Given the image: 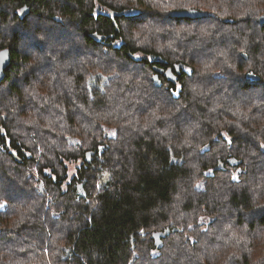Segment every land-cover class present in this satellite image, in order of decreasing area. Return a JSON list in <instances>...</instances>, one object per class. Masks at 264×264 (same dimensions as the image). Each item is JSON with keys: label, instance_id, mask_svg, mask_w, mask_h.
<instances>
[{"label": "trees", "instance_id": "1", "mask_svg": "<svg viewBox=\"0 0 264 264\" xmlns=\"http://www.w3.org/2000/svg\"><path fill=\"white\" fill-rule=\"evenodd\" d=\"M262 15L0 0V264H264Z\"/></svg>", "mask_w": 264, "mask_h": 264}, {"label": "water", "instance_id": "2", "mask_svg": "<svg viewBox=\"0 0 264 264\" xmlns=\"http://www.w3.org/2000/svg\"><path fill=\"white\" fill-rule=\"evenodd\" d=\"M171 16L174 17H189V18H198V17H206L209 15V12L207 11H201L197 9H188V10H175L170 12ZM260 23L264 24V15L260 17ZM11 61V51L9 48H4L0 50V82L5 77V70L7 66L10 64ZM172 70L169 69L167 72H171ZM167 73V74H168ZM155 78H158V75H155ZM170 229H167L164 232H157L154 234V237L156 239V243L158 247H162V240L161 237L166 235Z\"/></svg>", "mask_w": 264, "mask_h": 264}, {"label": "rangeland", "instance_id": "3", "mask_svg": "<svg viewBox=\"0 0 264 264\" xmlns=\"http://www.w3.org/2000/svg\"><path fill=\"white\" fill-rule=\"evenodd\" d=\"M102 10H104V11H107V9H102ZM235 15H237V13L235 14ZM202 18V17H201ZM259 19H260V17H259ZM260 21V20H259ZM138 35H141V32H138ZM35 48V47H34ZM38 51H40L39 53H47L48 52V50L46 49V48H44L43 50L42 49H40V50H38ZM140 56H142V54L140 55ZM200 66H199V70H200V68L202 69L201 70V72L199 73V74H201V76H208V72H209V69L208 70H206L207 68H205V69H203L205 66H203V64L202 63H200L199 64ZM99 68V67H98ZM114 69V71H117L115 68H112V70ZM203 70H205V71H203ZM96 70H93L92 71V73H94ZM205 73H207V74H205ZM211 74V73H210ZM92 75H97V72H95V74H92ZM92 77V76H91ZM59 80V79H58ZM200 81H202V80H195V83L197 84V82H200ZM54 83H56V80L54 81ZM202 86H204V85H202ZM197 91H198V89H197ZM33 117H34V115H33ZM108 131H109V133H111V134H114L113 133V131H114V129H107ZM72 141L74 142V141H76V139H72ZM66 163H67V165H68V167H69V174H70V176H72L75 172H76V167H77V165H80V162L78 161V163H76V162H73V161H69V162H67L66 161ZM101 180L102 181H104L105 180V177L103 176L102 178H101Z\"/></svg>", "mask_w": 264, "mask_h": 264}, {"label": "flooded vegetation", "instance_id": "4", "mask_svg": "<svg viewBox=\"0 0 264 264\" xmlns=\"http://www.w3.org/2000/svg\"><path fill=\"white\" fill-rule=\"evenodd\" d=\"M168 72L166 71L164 74L165 75H167V76H169L170 78H173L175 75H174V73L172 72H169L168 74H167Z\"/></svg>", "mask_w": 264, "mask_h": 264}, {"label": "snow or ice", "instance_id": "5", "mask_svg": "<svg viewBox=\"0 0 264 264\" xmlns=\"http://www.w3.org/2000/svg\"><path fill=\"white\" fill-rule=\"evenodd\" d=\"M40 39H44V38L43 37H40ZM261 147H264V145H261ZM209 171H211V169ZM233 179H236V177H233ZM196 187L197 188H200L201 185L198 184ZM0 207H3V205H0Z\"/></svg>", "mask_w": 264, "mask_h": 264}]
</instances>
